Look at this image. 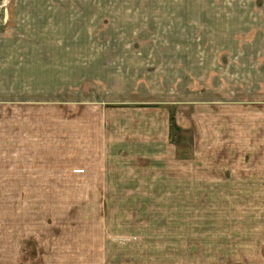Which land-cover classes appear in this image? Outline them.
I'll return each instance as SVG.
<instances>
[{"label":"rangeland","instance_id":"1","mask_svg":"<svg viewBox=\"0 0 264 264\" xmlns=\"http://www.w3.org/2000/svg\"><path fill=\"white\" fill-rule=\"evenodd\" d=\"M241 217L264 0H0V264H211Z\"/></svg>","mask_w":264,"mask_h":264},{"label":"crops","instance_id":"2","mask_svg":"<svg viewBox=\"0 0 264 264\" xmlns=\"http://www.w3.org/2000/svg\"><path fill=\"white\" fill-rule=\"evenodd\" d=\"M250 223L251 218L244 217L214 220L211 264H264V236L253 237ZM261 228L256 227L257 234Z\"/></svg>","mask_w":264,"mask_h":264}]
</instances>
